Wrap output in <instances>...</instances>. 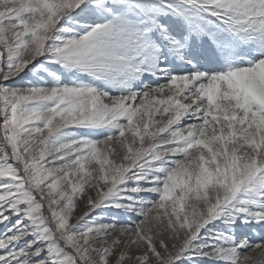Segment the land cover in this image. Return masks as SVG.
<instances>
[{"label":"snow or ice","instance_id":"1","mask_svg":"<svg viewBox=\"0 0 264 264\" xmlns=\"http://www.w3.org/2000/svg\"><path fill=\"white\" fill-rule=\"evenodd\" d=\"M0 264H264V0H0Z\"/></svg>","mask_w":264,"mask_h":264}]
</instances>
